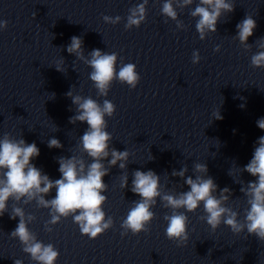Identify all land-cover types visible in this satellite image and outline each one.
<instances>
[{
    "label": "clouds",
    "instance_id": "clouds-1",
    "mask_svg": "<svg viewBox=\"0 0 264 264\" xmlns=\"http://www.w3.org/2000/svg\"><path fill=\"white\" fill-rule=\"evenodd\" d=\"M149 0L129 9L125 29L139 28L146 20ZM194 0H165L162 4L161 14L176 22L177 28L182 29L184 24L178 20L177 9H185L193 5ZM175 5V6H174ZM235 0H198L194 9H190V16L198 18L195 28L199 39L204 40L210 33H216L217 24L221 18L234 11ZM105 23L118 24L121 21L119 15L115 17L104 15ZM167 22V21H165ZM8 22L0 20V30L6 29ZM257 23L252 16L247 15L237 23L238 40L245 50H251L248 43L253 35ZM259 49L251 56L253 68H264V38L255 42ZM83 40L80 37H71L67 46V52L74 54L78 60L84 61L92 71L90 80L93 82L97 95L106 97L113 81L126 84L130 89H135L141 77L134 63H121L117 71L118 54L101 52L93 49L90 59L84 56ZM214 51L219 52L217 45ZM201 60L199 51L192 54V63L198 64ZM57 71L63 69L57 65ZM76 105V115L70 118V123L77 121L88 125L84 134L80 137L77 149L81 155L58 158L60 178L51 180L48 175L36 167L32 160L40 155L36 143H27L25 139L14 138L10 133H5L0 138V217L8 212L9 201H14L10 219L19 218L17 227L9 234L10 238L18 239L24 253L29 254L36 264H55L60 256L59 251L51 243L45 244L37 239L28 225L35 221L36 217L26 214L23 207L17 206L21 202L25 205L35 201L37 208L48 209L50 219L45 222V231L51 232L52 226L58 224L62 218L72 217L73 222L79 226L82 235L90 239H96L105 231L113 227V218L103 210L108 197L104 195L108 185L103 177L108 175L109 169L119 163L120 169H126L130 153L128 150L118 151L110 147L113 137L106 129L108 122L106 117H113L116 105L104 99L99 103L92 97L73 95L72 91L66 93ZM241 108L244 105L240 106ZM213 118L219 120L222 116L219 110L213 113ZM259 129L264 130V118L257 121ZM49 148H62L60 140L51 138L48 140ZM83 154L91 159L88 163ZM153 159V158H152ZM107 161V166L104 161ZM242 169L253 177L242 185L240 192L246 198L247 208L244 209L243 219L239 212L230 206L232 191L225 187L218 192V186L214 179L207 175L208 167L205 163H195L193 176H186L187 165L179 171L173 169L171 175L180 177L189 188L188 191L176 192L164 191L160 183V176L154 171L136 170L132 173L130 191L138 195L139 199L132 201L126 218L122 220L121 235L131 232L139 235L148 232L149 225L156 218L152 210L157 205V200L165 209H170V214L164 215L167 222L165 228L166 238L173 241L177 247L186 246L189 240V217L186 213H195L201 205L203 215L200 220L206 221L212 232H215L223 223L230 228L233 234L239 235L247 232L264 242V136L258 138L252 159ZM228 175L231 176L229 170ZM232 177V176H231ZM128 187V175L125 172L121 176V188ZM53 189L56 190L54 198L45 199ZM14 264H23L20 259L14 260Z\"/></svg>",
    "mask_w": 264,
    "mask_h": 264
}]
</instances>
